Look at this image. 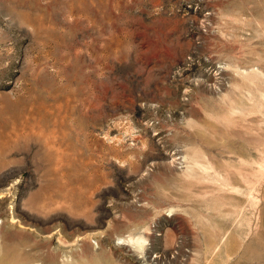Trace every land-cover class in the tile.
<instances>
[{"label":"rangeland","instance_id":"obj_1","mask_svg":"<svg viewBox=\"0 0 264 264\" xmlns=\"http://www.w3.org/2000/svg\"><path fill=\"white\" fill-rule=\"evenodd\" d=\"M2 198L0 264H264V0H0Z\"/></svg>","mask_w":264,"mask_h":264},{"label":"bare ground","instance_id":"obj_2","mask_svg":"<svg viewBox=\"0 0 264 264\" xmlns=\"http://www.w3.org/2000/svg\"><path fill=\"white\" fill-rule=\"evenodd\" d=\"M5 201H6V199H5V198H2L0 204L2 205ZM95 236H96V237H99L98 234H95ZM128 237H129V236H128ZM133 239H134V238H131V236H130L128 239H126V240L124 239V240L126 241V242H124V245H127V244H129V243H133V241H134ZM120 240H121V239H120ZM137 240H138V239H137ZM137 240H136V241H137ZM136 241H134V243H136ZM138 241H139V240H138ZM143 241H144V240H143ZM130 245H131V244H130Z\"/></svg>","mask_w":264,"mask_h":264}]
</instances>
